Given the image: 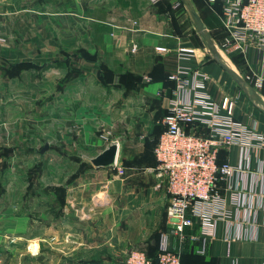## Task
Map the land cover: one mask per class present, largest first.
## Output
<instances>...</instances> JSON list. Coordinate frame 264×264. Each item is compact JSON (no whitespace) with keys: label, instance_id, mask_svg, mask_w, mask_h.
Segmentation results:
<instances>
[{"label":"crops","instance_id":"crops-1","mask_svg":"<svg viewBox=\"0 0 264 264\" xmlns=\"http://www.w3.org/2000/svg\"><path fill=\"white\" fill-rule=\"evenodd\" d=\"M190 1L205 35L186 0H0V264L157 253L170 197L155 188L154 148L180 66L209 74L213 100L232 98L236 122L264 135V81H247L254 94L224 66L264 77L260 52L224 50L221 4ZM110 141L124 178L81 156ZM219 161L237 168L220 184L224 217L205 254L201 224L187 229L200 239L184 243L183 264H264V145L223 147Z\"/></svg>","mask_w":264,"mask_h":264},{"label":"built area","instance_id":"built-area-1","mask_svg":"<svg viewBox=\"0 0 264 264\" xmlns=\"http://www.w3.org/2000/svg\"><path fill=\"white\" fill-rule=\"evenodd\" d=\"M209 1L221 4L225 32L221 47L246 57L254 48L260 52L264 70V0ZM169 78L175 82L174 97L154 148L157 164L153 171L155 188H165L170 197L166 209L170 232L160 237L157 260L158 264H182L184 243L188 238L200 239L196 233L188 235L187 229L201 224L206 236L196 252L205 254L207 236L214 233L216 220L224 217L225 206H217L222 200L220 184L237 168L219 162L220 150L233 144L264 145V135L236 122L232 98L226 96L220 104L213 100L207 85L211 77L205 71L180 66ZM246 80L261 87L264 77L252 70ZM115 168L120 175L126 173L119 161ZM170 235L176 239L173 249ZM126 264H156V260L136 248L128 253Z\"/></svg>","mask_w":264,"mask_h":264},{"label":"water","instance_id":"water-1","mask_svg":"<svg viewBox=\"0 0 264 264\" xmlns=\"http://www.w3.org/2000/svg\"><path fill=\"white\" fill-rule=\"evenodd\" d=\"M189 10L193 16V18L195 19L198 28L202 31V33L205 35L206 34V30L204 27V23L200 17V15L197 13L196 9L193 7V4L190 0H186ZM225 68L231 72V74H233L235 77H237L241 82H243L251 91H253L254 94H257V92H255V89L253 88V86L247 82V80L240 76L237 72L233 71L231 68L227 67L226 65H224ZM48 149V145H45L41 152L44 153L46 150ZM118 153H119V144L115 141H110L108 142V144L106 145V147L99 152L97 155L95 156H87V155H81L83 158V161L85 163H88L90 165H92L93 167H115L117 165V161H118ZM158 260H156V264H158Z\"/></svg>","mask_w":264,"mask_h":264},{"label":"trees","instance_id":"trees-1","mask_svg":"<svg viewBox=\"0 0 264 264\" xmlns=\"http://www.w3.org/2000/svg\"><path fill=\"white\" fill-rule=\"evenodd\" d=\"M158 139H159V137L157 138L156 143H157ZM155 146H156V145H155ZM219 162H220V161H219ZM186 246H187V245H186ZM186 246H185V247H186ZM186 252H187V251H185V250L182 251V264H183V260H184V256H185ZM148 256H149L150 258L154 259V260H157L158 250H157V253H156L155 255H151V254L148 253Z\"/></svg>","mask_w":264,"mask_h":264},{"label":"rangeland","instance_id":"rangeland-1","mask_svg":"<svg viewBox=\"0 0 264 264\" xmlns=\"http://www.w3.org/2000/svg\"><path fill=\"white\" fill-rule=\"evenodd\" d=\"M117 174H118V172H117ZM126 174H127V172H126L124 175H120V174H118V175H119L120 177L124 178ZM57 193L59 194V192H57Z\"/></svg>","mask_w":264,"mask_h":264}]
</instances>
